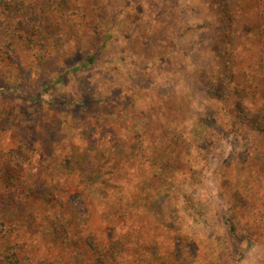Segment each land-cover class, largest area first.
<instances>
[{"label":"rangeland","instance_id":"1","mask_svg":"<svg viewBox=\"0 0 264 264\" xmlns=\"http://www.w3.org/2000/svg\"><path fill=\"white\" fill-rule=\"evenodd\" d=\"M258 9V0H60L44 7L36 46L42 56L33 58L14 37L19 65L0 60V150H38L32 180L65 198L80 178L70 169L60 175L59 163L77 140L55 136L61 106L52 112L27 99L83 62L61 83L63 92L73 87L84 95L83 118L131 84L135 109L149 115L138 119L143 135L132 130V143L145 139V155L161 151L178 167L170 172L173 186L161 187L168 210L154 216L139 202L162 198L148 187L158 169L133 150L125 166L132 162L131 170L117 174L120 184L104 187L103 196L86 191L87 212L67 227L66 241L39 222L32 233L25 222L9 231L10 242L28 244L22 257L32 264H264V133L252 120L264 110ZM105 31L111 36L99 49ZM97 49L100 57L88 62ZM201 79L231 93L212 96ZM47 90L44 98L59 94ZM29 206L49 216L57 203L36 197ZM142 243L160 248L156 262L141 252Z\"/></svg>","mask_w":264,"mask_h":264},{"label":"trees","instance_id":"2","mask_svg":"<svg viewBox=\"0 0 264 264\" xmlns=\"http://www.w3.org/2000/svg\"><path fill=\"white\" fill-rule=\"evenodd\" d=\"M59 2L60 0H0V60H7L9 64L19 65L17 53L19 51L14 45L15 36L25 42L28 47L27 53L34 56L33 58L42 56L44 51L41 48H36V46L43 40L40 24L43 18L44 7H48L51 10V7L57 6ZM258 2L259 29L257 37L260 45L259 66L262 68L260 80L263 88V104L261 106L263 109L264 0H258ZM230 25L232 29L230 34L238 35L240 29L233 23H230ZM110 36V32L105 31V35L98 38L99 42L97 45L100 46L99 49L104 47ZM42 49L46 50V47ZM45 53L47 52L45 51ZM99 53L100 50L97 49L89 57L88 62H93L100 57ZM84 65V62L80 65L74 64L61 71L57 74V79L51 81L50 84L46 83V85L42 86V89L38 92L40 94L38 97L35 96V99L32 97L27 99L32 103L36 102L35 104L46 103L52 112L55 110L56 105L61 106L55 113L56 119L53 128L55 136L59 138V134H65L70 135L71 139L76 138L77 140L76 145L70 146V150L66 152L63 161L59 163L60 175L62 176L63 172L65 173L68 169L78 172L77 175L80 178L77 184H75L74 190L68 192L67 197L63 198L51 190L52 186L46 189L42 182L37 183L36 180L31 179V168L41 156L38 150H34L32 147L28 149L26 145L22 144L0 150V264H32L31 257H22L21 255V252L28 244L23 241L12 243L8 237V232L15 230L21 222H25L28 225L31 233L36 231L35 226L39 222L42 225L48 226V229L52 230L51 232L59 238L63 237L64 241H66L68 234L66 231L67 227L76 225L73 224V220L76 223L79 219L83 220L82 216L87 212V204L84 199L86 191L88 189H91V191L95 190L99 196H103L102 193L105 192L104 187L111 184H120L121 175L117 174L124 173V176L127 175V172L131 170L129 166L133 163H128L126 168V162L132 158V151H136L139 148L142 150L140 152L142 158L149 165L152 166L156 163L158 171L155 174L154 181L148 183V187L155 189V193L162 197L150 200L149 202H146L144 198V201L139 202V204L145 208V211L154 216H157L159 212L164 214L167 209V204L163 197L164 192L161 191V187L173 186V179L176 175H173L174 177L172 178L170 172L175 171L178 167L170 163L169 158L163 156L161 151H159V156L145 155L143 151L146 147L144 144L145 139L139 138L140 143H132V130L143 135L137 125L138 119L142 120L144 117H149V115L145 110L135 109V99L129 91L131 84L121 85L126 87H118V89L121 88V91H119L114 101L109 105L97 102L96 109L91 115L90 120L84 119L82 114V111L85 110L82 106L86 103L84 95L82 97L79 90L73 87L69 92H63V85L61 86V83L67 82L65 75L70 70L78 71L82 69ZM201 80L208 86L207 90L212 96L231 93V89L225 87V85L215 87L209 80ZM4 82H8V88L15 89V86L8 79ZM58 83L60 84L58 85ZM5 86L7 87V85ZM48 87L51 90L53 89V91L59 92L58 96L54 97L55 95H51L44 98L41 95L42 90L44 88L45 91L43 92H49L47 90ZM101 92L105 93L102 90L100 92L95 91V94L101 95ZM58 98L60 100H56ZM55 101H58V103ZM134 112L137 113L135 114ZM252 120L254 121L253 127L264 133V110L263 112L261 111L260 118H253ZM71 139L70 141H72ZM162 140H164V137H162ZM84 144H86V147ZM170 148V144L168 143L166 149L169 150ZM172 151L174 154L176 149H172ZM137 156L140 157L138 154ZM163 172H166L165 176ZM106 175H111L109 180L104 178ZM141 181L140 179L137 186L144 187ZM99 185L102 187H98ZM130 194L128 197L132 198V190ZM36 197H41L46 202L55 201L57 207L54 212L49 214V216H43L39 210H32L29 206V199L31 200ZM191 203L193 204L192 201ZM125 211L126 209L120 212L123 215ZM230 228H233V226ZM142 246L145 247L143 243ZM140 250L143 254H152L154 262L160 257L158 255L160 248L157 245L140 248ZM149 258L151 259V257ZM174 260L176 261L175 257ZM133 262L132 260V264ZM43 263L51 264L49 259L44 260Z\"/></svg>","mask_w":264,"mask_h":264}]
</instances>
